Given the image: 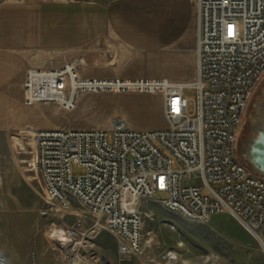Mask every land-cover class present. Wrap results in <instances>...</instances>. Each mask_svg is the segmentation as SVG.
<instances>
[{
	"label": "built area",
	"instance_id": "1",
	"mask_svg": "<svg viewBox=\"0 0 264 264\" xmlns=\"http://www.w3.org/2000/svg\"><path fill=\"white\" fill-rule=\"evenodd\" d=\"M196 75L85 76L76 63L30 66L22 102L72 109L85 94H159L167 126L140 129L119 117L108 127L35 129L36 165L47 194L73 197L117 239L121 255L143 248V207L156 199L187 221L228 213L264 247V178L237 157L247 102L264 77V0H196ZM84 59V58H76ZM196 92L193 111L183 94ZM82 173H73V166ZM164 192L165 197H155Z\"/></svg>",
	"mask_w": 264,
	"mask_h": 264
},
{
	"label": "rangeland",
	"instance_id": "2",
	"mask_svg": "<svg viewBox=\"0 0 264 264\" xmlns=\"http://www.w3.org/2000/svg\"><path fill=\"white\" fill-rule=\"evenodd\" d=\"M193 42L188 59L158 61L154 53L131 51L128 44L110 35H98L87 44L64 49L3 50L4 59L18 57L15 63L19 62L21 68L10 79L9 70L3 71L6 83L0 86V264H168L171 252L177 254L176 264H264V252L257 240L231 215H216L208 224H193L153 198L145 201L143 207V248L135 254L121 255L116 237L73 197L69 198L71 212L50 202L35 169V129L94 125L93 119L63 114L64 109L56 104L25 105L21 85L27 67H56L72 62L85 76H94L92 72L97 68L127 67V75L119 73L114 77H137L159 69L165 71L166 78L178 82L180 79L173 74L175 67L185 69L191 78L195 75L196 41ZM79 57L84 59H76ZM17 76H21L20 80L10 85ZM183 94L192 112L196 92L185 87ZM144 95L149 94L139 96ZM160 99L155 94L144 113H123L121 119L128 118L127 124L133 127H165ZM100 104L108 109L114 107L113 102L100 100ZM148 116L150 127H145L143 118ZM257 131L264 132V77L247 102L236 143L238 159L264 178V172L251 162ZM73 173L78 175L82 169L74 165ZM155 197L163 198L165 193L156 192ZM261 234L264 239V228ZM71 249L78 251L81 261L75 262Z\"/></svg>",
	"mask_w": 264,
	"mask_h": 264
},
{
	"label": "crops",
	"instance_id": "3",
	"mask_svg": "<svg viewBox=\"0 0 264 264\" xmlns=\"http://www.w3.org/2000/svg\"><path fill=\"white\" fill-rule=\"evenodd\" d=\"M197 31L196 0H1L0 86L6 83L4 73L7 69L10 79L21 68L19 62L15 63L18 57H12L11 61L7 57L4 59L3 50L7 47L64 49L87 44L98 35H110L128 44L131 51L143 49L139 51L142 54L154 53L156 61L188 59L194 46L193 39H197ZM127 71V67L97 68L92 73L94 76H113L119 73L127 75ZM165 74L163 70L150 69L149 74L142 76L165 77ZM173 74L180 79L178 82L186 83L191 82L196 75L191 78L182 67H175ZM20 78H13L9 84ZM10 85L6 86L7 90ZM139 95L132 92L83 95L72 109H64L63 114L84 116L93 119L94 126L108 127L112 118H121L123 113H144L147 102L155 94ZM100 100L103 103L113 102L114 107L108 109L105 104L101 106ZM160 100L164 116L162 97ZM99 107L103 108L102 112ZM127 119L124 121L127 122ZM143 119L147 124L145 127H150L149 116ZM154 128L162 127L141 129ZM217 215L230 218L228 213Z\"/></svg>",
	"mask_w": 264,
	"mask_h": 264
},
{
	"label": "water",
	"instance_id": "4",
	"mask_svg": "<svg viewBox=\"0 0 264 264\" xmlns=\"http://www.w3.org/2000/svg\"><path fill=\"white\" fill-rule=\"evenodd\" d=\"M257 138L254 137L253 155L251 162L255 167L264 172V132L258 134ZM260 245V244H259ZM261 250L264 252V247L260 245Z\"/></svg>",
	"mask_w": 264,
	"mask_h": 264
},
{
	"label": "bare ground",
	"instance_id": "5",
	"mask_svg": "<svg viewBox=\"0 0 264 264\" xmlns=\"http://www.w3.org/2000/svg\"><path fill=\"white\" fill-rule=\"evenodd\" d=\"M197 35H198V31H197ZM196 43H197V39H196ZM195 48H196V45H195ZM196 50V49H195ZM197 62V61H196ZM34 63V62H33ZM196 67H197V63H196ZM196 73V72H195ZM158 94V93H157ZM123 120V119H122ZM124 121V120H123ZM125 123H127L126 121H125ZM109 125H110V121H109ZM167 126V125H166ZM28 128H30V127H28ZM34 138H35V133H34ZM35 149V169H36V172H37V174H38V177H39V179H40V182H41V185H42V187H43V189H44V193H45V196H46V198L51 202V203H53V204H56L57 206H59L61 209H63V211H67V212H71L72 210L71 209H66V208H63V207H61L54 199H52L48 194H47V192H46V190H45V188H44V185H43V183H42V180H41V178H40V176H39V173H38V169H37V165H36V147L34 148ZM72 251H74V260H75V262H79V261H81V257H80V255H79V253H78V251L77 250H74V249H71V252ZM215 258V257H214ZM186 261V260H185ZM212 261H213V259H212ZM178 262V260H177V254L175 253V252H171L170 253V259H169V263L168 264H176Z\"/></svg>",
	"mask_w": 264,
	"mask_h": 264
}]
</instances>
